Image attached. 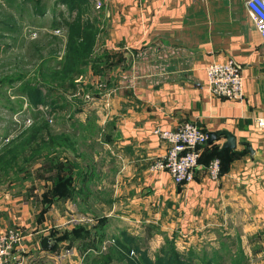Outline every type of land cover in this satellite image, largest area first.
<instances>
[{
    "label": "crops",
    "instance_id": "0c3cea01",
    "mask_svg": "<svg viewBox=\"0 0 264 264\" xmlns=\"http://www.w3.org/2000/svg\"><path fill=\"white\" fill-rule=\"evenodd\" d=\"M94 1L81 5L82 17L96 30L93 51L122 56L121 64L105 72L106 94L98 96L107 109L101 122L112 139L106 144L111 165L97 163L95 174L114 171L122 179L119 188L140 201L146 200L143 193L170 201L182 215L177 219H184L173 224L175 229L187 227L188 241L177 250H204L224 258L223 264L235 256L239 264H264V127L255 123L264 119V42L245 0H98V8ZM226 59L241 74L242 100L207 90L205 67ZM185 122L209 133L226 130L235 145L221 149L223 135L207 142L193 179L180 185L166 172H151L149 165L165 147L153 129ZM213 157L222 164L216 179L205 171ZM14 202L0 197V230L24 222ZM24 235L27 259L35 243Z\"/></svg>",
    "mask_w": 264,
    "mask_h": 264
},
{
    "label": "rangeland",
    "instance_id": "374dc122",
    "mask_svg": "<svg viewBox=\"0 0 264 264\" xmlns=\"http://www.w3.org/2000/svg\"><path fill=\"white\" fill-rule=\"evenodd\" d=\"M58 12L69 15L59 0H0V197L19 204L24 222L9 226L18 227L35 243L25 264H84L77 242L69 243L60 235L74 226H90L96 216L107 213L103 237L95 250L88 249L91 254L105 251L111 238L122 231L149 252L165 239L172 240L174 247L181 245L188 241L187 227L180 224L175 229L173 224L183 218L177 219L182 215H177L170 201L161 203L151 193H143L142 199L148 202L140 201L134 192L119 188L122 179L114 171L101 169V174H95L97 163L101 168L111 165L106 144L112 131L101 122L107 109L98 101L107 88L105 80L93 75L87 65L72 76L73 89L62 91L67 78L58 71L66 36ZM53 100L64 105L62 112L50 109ZM42 120L47 121L46 128L35 130L34 125ZM61 143L73 144V150L60 147ZM58 162H71L79 179L89 178L88 189L73 199L48 193L52 165ZM48 234L53 247L40 249L39 239ZM128 255L138 257L135 251Z\"/></svg>",
    "mask_w": 264,
    "mask_h": 264
},
{
    "label": "trees",
    "instance_id": "16d2710c",
    "mask_svg": "<svg viewBox=\"0 0 264 264\" xmlns=\"http://www.w3.org/2000/svg\"><path fill=\"white\" fill-rule=\"evenodd\" d=\"M59 1L67 7L69 13L66 17L60 12L57 13L59 26H61L60 28H62L66 36L65 54L58 71L59 75L67 78V82L62 85V91L65 92L73 89L72 76L78 74L81 68L87 65L93 75H97V77L104 79L108 83L105 72L110 67L121 64L122 56L119 53H110L106 50L94 53L93 47L95 44L96 30L88 18L82 17L81 5L87 0ZM61 94V98L64 99V94ZM34 97L37 98V93H34ZM64 101L66 102L65 99ZM59 102L53 100L50 109L62 112L64 105H61ZM46 123L47 121L45 120L38 122L34 125L37 126L35 130H38L37 128L39 127L46 128ZM61 138L64 140L65 136L61 135ZM206 145L207 141L202 145L200 153ZM50 147L52 148V145ZM60 147L66 148L68 151L73 150V144L70 143H61ZM52 160L54 161L53 158L51 162L54 163ZM52 167L54 168L52 186L48 193H56L61 199H73L76 193L88 189L87 184L89 178L87 180L79 179V173L72 171L74 167L71 162H58V165H52ZM221 172L222 164L219 160L218 175ZM106 222L107 218L105 216H96L90 226L79 225L64 230L60 235V239L66 240L69 243L72 241L77 242V248L82 254L84 264H110L111 262H115L116 264H223L224 258L218 255L206 254L204 250L199 252L191 249L177 250L172 240L169 239H165L163 245H160L154 251L152 258H150L146 249L141 248L135 241V237L125 231H122L117 237H112V242L107 246L105 251L91 254L88 249L95 250V247H97L96 243L101 241L103 237L102 228ZM130 250L137 253V259L128 255ZM228 259V264H239L241 262V259L236 256L228 257Z\"/></svg>",
    "mask_w": 264,
    "mask_h": 264
},
{
    "label": "built area",
    "instance_id": "2783aa9c",
    "mask_svg": "<svg viewBox=\"0 0 264 264\" xmlns=\"http://www.w3.org/2000/svg\"><path fill=\"white\" fill-rule=\"evenodd\" d=\"M100 1H94L95 8ZM245 7L255 28L264 42V0H245ZM58 32V30H56ZM205 84L208 92L228 100H242V77L237 65L231 59L213 61L205 67ZM99 86L102 87L100 84ZM103 89V88H102ZM106 94V93H104ZM257 127H264V119L255 121ZM153 133L165 144L164 152L149 165L151 172H166L174 184H187L193 179V170L202 145L209 133L194 123L185 122L173 129L155 127ZM209 178L216 179L219 160L212 158L205 166ZM82 220V219H80ZM24 233L15 226L0 230V264H25L26 247L23 243ZM65 250V255H69ZM133 254V250L128 252Z\"/></svg>",
    "mask_w": 264,
    "mask_h": 264
},
{
    "label": "water",
    "instance_id": "95a60500",
    "mask_svg": "<svg viewBox=\"0 0 264 264\" xmlns=\"http://www.w3.org/2000/svg\"><path fill=\"white\" fill-rule=\"evenodd\" d=\"M218 135H223L225 137L224 142L221 144V149H225V148L231 149L234 147L235 137L226 130H220L216 133L210 132L207 142H210ZM53 245H54V240L49 234L42 236L38 241V246L40 249H51Z\"/></svg>",
    "mask_w": 264,
    "mask_h": 264
}]
</instances>
